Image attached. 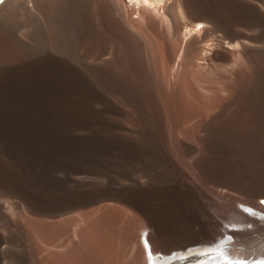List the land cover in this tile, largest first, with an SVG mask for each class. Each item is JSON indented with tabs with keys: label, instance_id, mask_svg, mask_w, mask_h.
Returning a JSON list of instances; mask_svg holds the SVG:
<instances>
[{
	"label": "bare ground",
	"instance_id": "obj_1",
	"mask_svg": "<svg viewBox=\"0 0 264 264\" xmlns=\"http://www.w3.org/2000/svg\"><path fill=\"white\" fill-rule=\"evenodd\" d=\"M143 1L131 18L123 0L0 3V264L264 259V212L250 199L264 197V61L259 63L257 49L244 42L264 38V0H169L166 5L176 28L185 12L202 37L214 32L208 24L224 32L208 42L211 67L220 69L229 48L239 46L250 58L246 70L252 72V62L257 68L253 82L250 77L233 85V108L223 106L201 121L205 136L191 140L176 134L170 141L183 158L194 152L187 164L169 150L164 112L155 103V110L146 107L148 97L133 81V64L152 60L144 57L143 47L167 40L156 15H145ZM242 24L256 28L249 32L237 26ZM198 40L192 38L189 49ZM157 49L153 60L159 56L166 73L164 48ZM94 76L132 102L143 120L139 136H106L94 128L110 122L107 108L94 107V92L84 85L83 79ZM185 109L175 120L189 115ZM84 128L90 132H81ZM109 161L117 169L109 168ZM226 236L234 238L233 247ZM16 241L27 250L13 252Z\"/></svg>",
	"mask_w": 264,
	"mask_h": 264
},
{
	"label": "rangeland",
	"instance_id": "obj_2",
	"mask_svg": "<svg viewBox=\"0 0 264 264\" xmlns=\"http://www.w3.org/2000/svg\"><path fill=\"white\" fill-rule=\"evenodd\" d=\"M123 1L130 10L129 18H131V16H134L133 7L134 11H136L137 6L142 4L143 0H139V2L137 0ZM158 1L159 2L157 4L156 0H151V2L144 0V12L147 16H152V14H154V16L156 15V17H152H154V19L157 18L155 19V21L158 20L157 28L159 31L164 32V35H167V40L160 41L158 45L157 43H154V45H156L154 47L148 46L147 49L143 47L144 57L148 59V57L151 56L152 60L144 61V63L133 64V81L138 92L148 97H146L147 100L145 102V106L151 110H155V103L161 108L162 112H164V116L166 117L163 118L162 122L167 129L166 135L168 134L167 137L169 138V142L167 141L169 150L177 162L181 163L180 161H182L183 163L187 164V160L189 161L194 152L190 153V155L186 158H183L181 154L174 151L170 141H174L176 136L182 138V134L188 135L191 140L197 139L198 136H205L206 130L200 126L201 121L207 120L213 115H217V112L223 106H228L227 110L233 108L234 106L232 105H235L232 102L233 85H239L240 83L247 81V79L250 77H252L251 82H253L256 76L257 68L252 62V72L246 70L250 67V58L245 53H243V49L239 46L235 48H229L231 52L229 59L222 61L220 69L213 68V65L211 67L207 58L211 55L213 48L211 47V44H208V42L211 40L210 38L212 36L216 38H222L224 32L222 30H215V28L212 29L214 26H210V24H208L205 26L206 29L210 31L214 30V32L209 37H202L203 30L199 31V29H194L195 26L192 23L190 24L186 22L188 20V13L185 12L179 14L180 24L176 28V26L173 24V20H171L167 13L168 10L166 5L168 4L169 0ZM157 5L159 6L157 7ZM260 8L264 11V4L261 5ZM136 14H138V12H136ZM237 26H241V29L244 28L249 32H253L256 28L252 24H242ZM192 38L193 41L197 39L199 40L196 42L194 48L191 47V49H189ZM169 40L172 41L171 44ZM244 42H246L249 47L257 49L258 55H254V58L259 63L264 61V55L263 53H260V49H264V38L254 41L245 40ZM223 43L224 45L226 44L224 40ZM159 45L164 48L165 58L167 61L166 73H164L159 56L156 60H153L152 52L155 53L156 51L158 53L157 46ZM83 82L87 90L94 92V107L99 109L107 108V112L110 116V122L95 124V129L102 131V133L106 136H109L112 133L121 137H137L140 135L139 131L143 126V120L137 117L136 112L133 110L132 102L127 101L126 98H124V96L121 94L120 90H118L111 83L105 82L103 79L95 76L89 79H83ZM175 86H177V88ZM177 89L181 91L187 103H182L180 98L181 93L177 94L176 103L171 102L172 99L175 98L174 91ZM110 105H117L119 108L112 109ZM185 108H189V115L183 120L179 118V120H175V117H183L184 114L186 115L187 111ZM155 120L156 122H161L159 118H155ZM179 123L182 124L180 125ZM84 130L90 132L89 128H84L80 131L82 132ZM91 133H94L93 129L91 130ZM161 141L164 143L163 140ZM199 145L200 144H197L196 150L198 149ZM167 155L169 156L170 152H167ZM108 167L112 168V170L117 169L116 165L112 161H109ZM232 192L233 194L244 196L239 191L233 190ZM250 199H254L259 204L258 209L264 212V197L262 198L258 197L257 195H253ZM239 205L242 207V209L249 213L250 210H248L247 205ZM250 212L253 213L252 211ZM248 226L250 227V224ZM232 227L237 229L239 225ZM140 238L146 246V241L144 238L142 236ZM224 240L229 247H233L232 242L234 238L232 236H226ZM119 242L121 245L124 244V240L122 238L119 239ZM45 246L48 249L52 248L50 244ZM13 248L15 249L13 252L21 253L24 251L26 246L23 242L16 241L15 244H13ZM246 259L247 260H245V264H251V262H260L264 264L263 258H255L253 261H251L253 256H249Z\"/></svg>",
	"mask_w": 264,
	"mask_h": 264
},
{
	"label": "snow or ice",
	"instance_id": "obj_3",
	"mask_svg": "<svg viewBox=\"0 0 264 264\" xmlns=\"http://www.w3.org/2000/svg\"><path fill=\"white\" fill-rule=\"evenodd\" d=\"M3 2V0H0V3H2Z\"/></svg>",
	"mask_w": 264,
	"mask_h": 264
}]
</instances>
